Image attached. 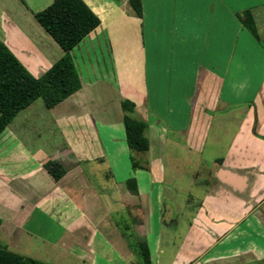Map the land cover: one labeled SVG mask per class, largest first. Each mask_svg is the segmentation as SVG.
Segmentation results:
<instances>
[{
	"label": "crops",
	"instance_id": "obj_1",
	"mask_svg": "<svg viewBox=\"0 0 264 264\" xmlns=\"http://www.w3.org/2000/svg\"><path fill=\"white\" fill-rule=\"evenodd\" d=\"M51 1L0 0V40L34 76L55 59L23 24ZM82 1L100 23L71 48L75 67L91 42L110 52L125 20L138 27L142 79L128 97L147 125L143 166L123 156L121 97L114 116L97 106V81L114 73L76 67L77 91L28 112L54 126L50 138L61 124L60 145L31 147L16 115L0 132V248L49 264H143V243L151 264H264V0H140V17L128 0ZM47 160L64 167L58 180ZM167 180L184 203L162 202Z\"/></svg>",
	"mask_w": 264,
	"mask_h": 264
},
{
	"label": "trees",
	"instance_id": "obj_2",
	"mask_svg": "<svg viewBox=\"0 0 264 264\" xmlns=\"http://www.w3.org/2000/svg\"><path fill=\"white\" fill-rule=\"evenodd\" d=\"M134 14L141 16L140 0H128ZM35 21L57 43L62 55L53 61L39 76L32 75L19 59L0 40V132L22 109L40 98L45 108H51L80 88V79L70 56L71 48L100 21L82 0H52L46 7L33 13ZM239 21L258 39L254 19L249 10H244ZM123 113L125 142L129 149L143 153L148 149V139L144 132L146 122L132 116L134 103L128 99L120 100ZM136 167L135 163H131ZM46 173L58 180L65 169L56 160L43 164ZM129 190L135 192L133 178L126 180ZM140 254L143 264L150 263V254L142 243ZM0 264H49L18 253L0 248Z\"/></svg>",
	"mask_w": 264,
	"mask_h": 264
},
{
	"label": "rangeland",
	"instance_id": "obj_3",
	"mask_svg": "<svg viewBox=\"0 0 264 264\" xmlns=\"http://www.w3.org/2000/svg\"><path fill=\"white\" fill-rule=\"evenodd\" d=\"M15 2V1H14ZM262 8V6L260 7ZM264 12V7L261 12ZM264 18V15H263ZM30 21V22H29ZM28 23V24H27ZM23 26L27 31H30L32 34V37L35 38L38 41L37 47L42 50V53L45 54L49 59H57L62 54L60 53L61 49L53 41V39L45 32V30L35 21V19H27L25 20ZM119 31V30H118ZM138 27L134 23L125 20L123 30L121 33L111 35L110 36V45L112 47L111 51L108 52V50H105V44L100 43L101 52H99V49L97 51L91 50L93 46L95 47L97 44L95 42H91L89 44V49L86 51L85 56H80V54L77 52L76 54V60L78 67V71L80 73H83V69L85 68L83 64H89L90 62H93L96 67H93V71L99 73H105L106 70L113 72L114 79L107 82L105 79H101L97 81L96 83V94H98V97L96 102L97 106L101 107H107L109 110L111 109L108 116H114L117 106V97H121V99H128L131 102L134 103V100L131 99V97H128L130 95V89L131 86L138 85L141 83L142 79V57H141V51H140V38L138 33ZM262 37L263 35L260 34ZM264 37V36H263ZM59 55L58 57L56 56ZM54 60V61H55ZM98 63H97V61ZM73 61V60H72ZM96 61V62H95ZM74 64V61H73ZM75 67V65H74ZM75 67V69H76ZM76 69V70H77ZM80 69V70H79ZM87 68H85L86 73ZM99 70V71H98ZM90 75L93 74V72H88ZM110 74V73H109ZM263 90V89H262ZM263 92V91H262ZM120 99V100H121ZM36 104H42V101L40 98L35 99L34 103L29 105V109H26V111H20L16 114V117L13 121V125L15 126V129L17 132L21 133L23 136V139L28 141L31 147H42L43 149H47L49 146L53 145H60L62 141V137L60 136L62 132L61 124L59 125V128H56L53 132L54 137L50 138V130H52V126L50 123H47L45 121H41L37 123L38 115L36 114H28V112H31L30 110H34L36 108ZM27 114V116H25ZM134 116V113L131 114ZM135 117V116H134ZM139 119V117H138ZM54 127V126H53ZM60 133V134H59ZM146 136V135H145ZM64 138V137H63ZM225 135L224 138L225 139ZM62 145V144H61ZM127 146V145H126ZM215 148H210L208 146L205 147L206 150H211ZM99 150L98 147L92 148V153L95 154ZM167 154L173 158V156H179L180 155V149L179 148H172L170 146H167ZM123 156L126 159V165L128 164L130 169L132 170H139L141 169L143 159L145 158V152L140 153L136 152L132 149H129L128 147L125 148V151L123 152ZM210 154H212L210 152ZM181 157V155H180ZM180 160V159H178ZM173 159H170L167 157L165 160V169L166 171L171 167ZM131 163H135L137 166L132 167ZM173 165V163H172ZM180 174V172H179ZM167 177V176H166ZM166 179V178H165ZM169 180L167 182L165 181V190L163 189L162 199L164 203V198L166 200L171 199L173 201L184 203L181 200L180 192L178 194H173L171 197L169 195V191L167 189ZM183 185H185L183 181ZM185 186H182L184 188ZM159 197V196H157ZM112 204V203H111ZM114 206V204H112ZM162 228V227H161ZM175 235H177L175 233ZM66 260L70 262V258L65 257Z\"/></svg>",
	"mask_w": 264,
	"mask_h": 264
}]
</instances>
